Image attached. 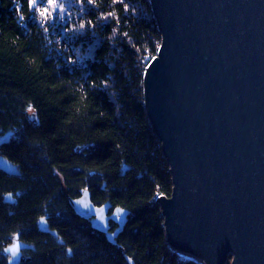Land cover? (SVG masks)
I'll use <instances>...</instances> for the list:
<instances>
[{"label":"trees","instance_id":"trees-1","mask_svg":"<svg viewBox=\"0 0 264 264\" xmlns=\"http://www.w3.org/2000/svg\"><path fill=\"white\" fill-rule=\"evenodd\" d=\"M161 43L151 0H0V156L19 169H0V264L18 240L15 264H206L170 245L159 202L173 180L144 78ZM86 188L129 211L115 242L73 210Z\"/></svg>","mask_w":264,"mask_h":264},{"label":"water","instance_id":"water-1","mask_svg":"<svg viewBox=\"0 0 264 264\" xmlns=\"http://www.w3.org/2000/svg\"><path fill=\"white\" fill-rule=\"evenodd\" d=\"M151 1L162 43L144 87L173 180L160 198L168 241L207 264L230 256L231 264H264V0ZM28 116L38 122L35 111ZM0 169L19 174L2 155ZM70 203L115 242L124 209H115L120 226L110 232V203L94 205L87 189ZM41 227L56 234L44 220ZM27 248L10 245L9 263Z\"/></svg>","mask_w":264,"mask_h":264},{"label":"bare ground","instance_id":"bare-ground-1","mask_svg":"<svg viewBox=\"0 0 264 264\" xmlns=\"http://www.w3.org/2000/svg\"><path fill=\"white\" fill-rule=\"evenodd\" d=\"M151 3H152V1H151ZM12 135V134H11ZM10 137V136H9ZM5 141H2V139L0 140V143H4ZM2 170V169H1ZM4 171V170H3ZM8 173V172H7ZM88 191H90V189H88V188H86ZM81 196V195H80ZM79 197V196H78ZM167 197H169V196H167ZM77 198V197H76ZM72 199H75V198H71L70 199V201L72 200ZM90 199H91V192H90ZM69 201V202H70ZM91 201H92V203L94 204V205H96V206H98V207H100V206H102L103 204H105V203H110L109 201H106L105 203H95L92 199H91ZM159 202H160V204H161V201L159 200ZM71 204V203H70ZM111 204V203H110ZM71 206H72V204H71ZM161 207H162V204H161ZM111 208H112V204H111ZM111 208H110V210H109V212L107 213V216H111V218H109L107 221H108V225L110 226L109 227V231L110 232H115L118 228H119V226H120V222H119V217H120V215L121 214H119V213H115V209L116 208H112V210H111ZM73 210L76 212V210L73 208ZM125 211H126V217H125V219H126V221H127V218H128V215H129V211L128 210H126V209H124ZM163 210V209H162ZM77 213V212H76ZM78 214V213H77ZM114 214H116V218H113L112 216L114 215ZM79 216H81V217H83V218H85L84 216H82V215H80V214H78ZM163 216H164V214H163ZM85 219H87V220H89L90 222H91V217H89V218H85ZM164 219H165V217H164ZM126 221H125V223L123 224V226H122V229H121V231L123 230V228H124V226H125V224H126ZM93 226V225H92ZM94 227V226H93ZM95 228V227H94ZM121 231H119L118 232V234H117V236L119 235V233L121 232ZM167 233V232H166ZM116 236V237H117ZM116 239V238H115ZM24 243H26L27 244V242H25V241H23ZM170 243V242H169ZM171 245V244H170ZM172 246V245H171ZM174 247V246H173ZM7 249V248H6ZM28 249V248H27ZM176 249V248H175ZM178 250V249H177ZM179 251H181V250H179ZM185 252V251H184ZM186 253H188V254H192V255H195L196 257H198L199 259H201V260H203L205 263H206V261L202 258V257H200L199 255H197V254H194L193 252H190V251H186ZM11 258V257H10ZM227 262H229V260L227 259V261L225 262V263H227ZM224 263V264H225ZM207 264V263H206ZM231 264V263H230Z\"/></svg>","mask_w":264,"mask_h":264},{"label":"rangeland","instance_id":"rangeland-1","mask_svg":"<svg viewBox=\"0 0 264 264\" xmlns=\"http://www.w3.org/2000/svg\"><path fill=\"white\" fill-rule=\"evenodd\" d=\"M32 112V111H31ZM29 249V248H28ZM24 250V249H23ZM22 252V251H21ZM181 252H183L184 254H187V255H190V254H188V253H186V252H184V251H181ZM9 254V253H8ZM10 255V254H9ZM192 255V254H191ZM11 256V255H10ZM192 256H195V255H192ZM196 257V256H195ZM198 258V257H197ZM228 260H229V263H231V261H232V256H230L229 258H228Z\"/></svg>","mask_w":264,"mask_h":264},{"label":"snow or ice","instance_id":"snow-or-ice-1","mask_svg":"<svg viewBox=\"0 0 264 264\" xmlns=\"http://www.w3.org/2000/svg\"><path fill=\"white\" fill-rule=\"evenodd\" d=\"M18 250V246H14L12 249H10L9 251H11L13 254L16 253V251Z\"/></svg>","mask_w":264,"mask_h":264}]
</instances>
